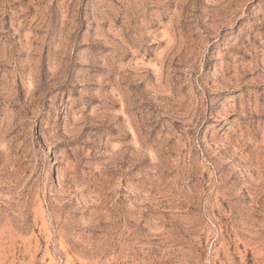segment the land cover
<instances>
[{"label": "rangeland", "instance_id": "obj_1", "mask_svg": "<svg viewBox=\"0 0 264 264\" xmlns=\"http://www.w3.org/2000/svg\"><path fill=\"white\" fill-rule=\"evenodd\" d=\"M0 264H264V0H0Z\"/></svg>", "mask_w": 264, "mask_h": 264}]
</instances>
